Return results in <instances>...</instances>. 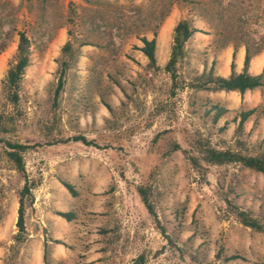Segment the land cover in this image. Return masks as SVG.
<instances>
[{"label": "rangeland", "instance_id": "374dc122", "mask_svg": "<svg viewBox=\"0 0 264 264\" xmlns=\"http://www.w3.org/2000/svg\"><path fill=\"white\" fill-rule=\"evenodd\" d=\"M230 5L226 0H0V45L5 43L0 137L39 144L24 155L26 174L37 186L26 209L28 238L14 261L10 246L23 178L0 144V264H34L45 241L48 264H130L141 253L146 264H196L194 258L203 264H264V235L226 214L223 200L227 196L262 216L264 175L237 164L207 165L203 179L183 150L164 154L171 140L188 149L190 138H200L216 149L264 156V86L241 97L188 85L210 69L228 77L234 47V70L240 73L244 44H264V0ZM183 19L201 32L186 43L175 85L164 67L174 27ZM155 29L160 70L151 71L139 48L140 39L151 40ZM20 32L30 41V65L13 105L3 82L16 60ZM68 41L75 57L54 105L61 50ZM262 56L259 67H252ZM263 66L264 49L252 58L249 72L260 74ZM218 109L226 111L216 119ZM248 110L254 112L239 128L241 113ZM77 135L92 144L69 141ZM141 184L151 188L165 235L137 192ZM59 218L65 222L55 224ZM55 233L61 238H53ZM55 244L65 252L57 260L51 257Z\"/></svg>", "mask_w": 264, "mask_h": 264}, {"label": "trees", "instance_id": "16d2710c", "mask_svg": "<svg viewBox=\"0 0 264 264\" xmlns=\"http://www.w3.org/2000/svg\"><path fill=\"white\" fill-rule=\"evenodd\" d=\"M228 7L231 0H226ZM237 1V0H236ZM166 14L163 15V17ZM159 26V25H158ZM196 32H201L195 28L189 20H180L173 30V41L170 51L169 60L164 67V71L168 73L173 81V84H178L177 81V66L185 59L186 56V43ZM154 37L148 40L146 37H142L140 40L143 44L139 48V51L147 58L148 63L145 67L146 70L158 71L160 67L157 65L156 60V29L153 31ZM19 39L17 44V55L14 64L8 69L3 82L4 93L7 101L13 105H17L20 101L19 91L21 89V83L25 70L30 65V41L25 33H18ZM245 55L243 60V70L240 73L235 72L234 59L236 55V47H234L232 53V62L230 64V75L228 77L217 76L213 70L205 71L201 76L196 78L188 85L194 89L208 90L211 92L225 91V92H238L242 97L247 91H253L257 88L264 86V66L262 72L257 75H253L249 72L250 62L252 58L260 53L264 49V44H258L256 46L246 42ZM5 47V43L0 45V51ZM74 48L70 41L66 42L63 46L61 53L62 58L59 61L60 76L53 91L52 103L57 105L61 99V96L65 87V75L71 66V60L74 59ZM110 110L111 108L108 107ZM226 110L218 109L216 113V119L219 118ZM254 110H248L241 113V119L239 122V128H242L243 123L252 115ZM69 141L82 142L83 144H92L91 141H87L82 135H77L69 138ZM188 149H182V145L179 141L171 140L167 142V149L165 156H169L172 152L183 150L187 161L191 168L198 173V175L206 178V166H224L230 164H237L243 169H249L264 175V156L251 155L245 153L243 149L238 150H220L210 145L208 141H203L200 138L191 141ZM0 144H2L3 155L12 168L23 178V185L18 192V211H17V232L14 236L13 244L10 246L9 259L14 261L20 251V248L27 241V233L25 226L26 209L34 202L33 189L37 186L34 181H31L25 169L24 155L29 150L36 149L39 144L30 145L27 142L12 139L9 137H0ZM63 185L71 193L75 194L72 186L68 183ZM137 192L146 207L148 213L154 217L157 225L160 227L161 233L165 235V229L157 221V215L154 211V206L151 201V188L141 184L137 187ZM225 212L231 215L242 226L251 229L252 231L264 235V214L262 216H256L251 211L245 210L224 197ZM66 220H71L70 213H58ZM234 258V257H232ZM49 261V249L48 244L45 241L43 247V262L48 264ZM196 264H203L194 258ZM198 262V263H197ZM147 256L144 253L137 255L130 264H146Z\"/></svg>", "mask_w": 264, "mask_h": 264}, {"label": "crops", "instance_id": "0c3cea01", "mask_svg": "<svg viewBox=\"0 0 264 264\" xmlns=\"http://www.w3.org/2000/svg\"><path fill=\"white\" fill-rule=\"evenodd\" d=\"M239 59H240V62L241 60L243 59V51L241 50V52H239ZM66 221H69V220H66ZM55 224H63V221L61 218L59 219H56L53 221ZM53 238H61V234L60 233H55L53 235ZM65 255V252H64V249L61 247L60 244H55L54 247H51V257L53 258V260H57L59 258H62L63 256ZM41 257H43V250L42 252L41 251H38L34 257V264H42L41 263Z\"/></svg>", "mask_w": 264, "mask_h": 264}, {"label": "bare ground", "instance_id": "6f19581e", "mask_svg": "<svg viewBox=\"0 0 264 264\" xmlns=\"http://www.w3.org/2000/svg\"><path fill=\"white\" fill-rule=\"evenodd\" d=\"M263 60V56L262 57H256L254 60H253V66L252 67H254L255 66V68H257V67H259V63L260 62H263L262 61Z\"/></svg>", "mask_w": 264, "mask_h": 264}]
</instances>
